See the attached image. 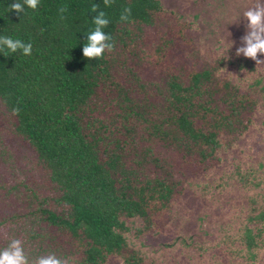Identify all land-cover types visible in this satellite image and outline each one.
<instances>
[{"label":"trees","instance_id":"16d2710c","mask_svg":"<svg viewBox=\"0 0 264 264\" xmlns=\"http://www.w3.org/2000/svg\"><path fill=\"white\" fill-rule=\"evenodd\" d=\"M198 2L0 0V36L32 44L0 53V250L15 238L30 260L67 264H264V66L236 55L256 0ZM93 4L114 50L89 60ZM172 151L193 173L171 170Z\"/></svg>","mask_w":264,"mask_h":264},{"label":"clouds","instance_id":"9594fccd","mask_svg":"<svg viewBox=\"0 0 264 264\" xmlns=\"http://www.w3.org/2000/svg\"><path fill=\"white\" fill-rule=\"evenodd\" d=\"M39 2L40 0H24V4L33 10L37 9ZM103 3L110 7L113 0H103ZM10 10H15L17 13H24L25 11L24 5L19 2L10 4L8 11ZM90 10L97 12V15L92 18L95 28L87 33V43L83 47V56L92 60L102 58L106 51L112 52L114 41L111 35L104 31L109 25L105 12L99 10L98 4H93ZM60 11L63 13L67 11V8L61 7ZM130 17L131 7H125L120 15V21H129ZM243 17L247 20V31L241 38L243 46L236 49V55L243 54L245 57L253 59L256 65L264 64V60L258 59V54H264V2L256 0L253 6L244 11ZM61 18L63 19V16ZM232 43L223 50L224 55L232 47ZM17 51L25 56H30L32 44L30 42L25 43L20 39H13L10 36H0V53L8 57L10 53ZM18 112V108L13 109L14 114H18ZM0 264H67V262L54 253L30 260L21 240L14 238L4 249L0 250Z\"/></svg>","mask_w":264,"mask_h":264},{"label":"rangeland","instance_id":"374dc122","mask_svg":"<svg viewBox=\"0 0 264 264\" xmlns=\"http://www.w3.org/2000/svg\"><path fill=\"white\" fill-rule=\"evenodd\" d=\"M164 1V3L165 4H167L168 6H170V5H173V6H178V7H180L182 10L183 9H185V6H186V3H185V1L186 0H163ZM209 1H211V3L213 2V3H216V4H221V3H223V1L224 0H199V4H204V3H209ZM228 2H227V6L229 5V1H231L232 3V5H235L236 7H237V0H227ZM203 9V8H202ZM205 10V9H204ZM235 18V17H234ZM236 19H232V22H234ZM180 27H177V30H176V32H173L172 30V32L173 33H176L177 34V36L178 35H183L184 34V30L185 29H183V30H181L180 31V29H179ZM260 66H264V64H259ZM259 68H261V67H259ZM262 70H264V67H262ZM136 94L138 95V96H142L143 95V93H141V90H138V91H136ZM169 159H171V161L173 162V166H169L170 168H171V170H175V172H180V171H183V172H185V170L186 171H188V172H191V173H193V169L190 167V166H185L184 164H183V166L181 165V163L182 162H184V157H183V155H178V154H176V153H174L173 151L170 153V156H169ZM148 168H149V170L150 171H154V167L153 166H148ZM184 191V189L183 190H179V191H177L176 193L177 194H179L180 192H183ZM175 200H186L185 198H183L182 196H180L179 195V197L178 196H175ZM190 200H194V199H190ZM191 204H192V202H191ZM194 205V204H193ZM192 205V206H193ZM190 206V203H188V204H183V207H182V209H181V214H179L180 216H183V215H186V214H189L188 213V207ZM190 209H193V208H190ZM181 221V220H180ZM170 229H171V227H170ZM172 230V229H171Z\"/></svg>","mask_w":264,"mask_h":264}]
</instances>
